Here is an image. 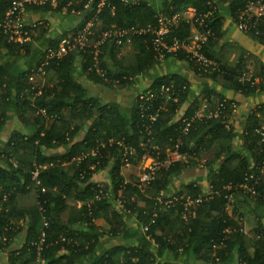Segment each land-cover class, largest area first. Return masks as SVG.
I'll list each match as a JSON object with an SVG mask.
<instances>
[{
    "label": "trees",
    "instance_id": "1",
    "mask_svg": "<svg viewBox=\"0 0 264 264\" xmlns=\"http://www.w3.org/2000/svg\"><path fill=\"white\" fill-rule=\"evenodd\" d=\"M158 1L159 5L151 0L28 5L24 28L33 21L40 25L20 45L9 41L0 26V52L23 59L21 71L11 61L0 64V132L12 111L25 124L0 145V252L6 251V264H176L171 260L181 251L203 263L235 256L239 264H264V227L257 223L245 233L241 221L227 210L229 197L237 191L248 192L264 206V152L255 132L264 125V104L244 114L236 140L230 117L237 104L209 87L193 98L183 71L185 65L222 90L246 97L264 91V63L258 58L249 80H240L248 70L239 50L233 65L224 60V20L229 18L237 27L239 12L251 0ZM11 3L0 0V23ZM187 8L195 10L199 21L177 22L162 41L172 46L188 39L192 29H209L200 52L215 67L204 70L181 48L157 58L159 17ZM92 19L87 45L44 59L47 47L56 48L61 38L82 30ZM64 21L72 27L58 33L57 24ZM255 23L256 31L247 35L264 45V15ZM129 28L141 31L124 38L105 37L94 47L105 32ZM125 43L131 52L122 54ZM45 61L42 75L38 68ZM34 74L50 77L35 85L30 81ZM82 81L117 93L133 87L135 91L130 105L123 106L90 95ZM201 100L208 116L197 115ZM209 151L211 157L202 164L205 174L188 178ZM144 159L156 163L151 178L141 182L139 176H131L125 181L121 168L138 166ZM104 169L107 180L94 181L93 174ZM35 170L38 186L31 174ZM176 181L178 189L169 194ZM97 219L108 229H101ZM128 224V241L110 249L100 246L102 237L117 238ZM17 238L19 243L14 242ZM158 257L162 259L157 262Z\"/></svg>",
    "mask_w": 264,
    "mask_h": 264
},
{
    "label": "crops",
    "instance_id": "2",
    "mask_svg": "<svg viewBox=\"0 0 264 264\" xmlns=\"http://www.w3.org/2000/svg\"><path fill=\"white\" fill-rule=\"evenodd\" d=\"M32 20H36V18L33 17ZM223 29L225 31V36L222 40V44L227 46V49L225 51V58H224L226 64L233 65L236 59L238 58L237 53H240V52H241L240 55H242L243 59L245 60L244 63L246 64L245 66L248 71H252V67H253L252 63L254 62L255 58H258L261 62L264 63V45L257 44L247 34L239 32L234 22H232L229 18L224 20ZM125 44H128V43H125ZM129 49H131L130 46H129ZM6 60L14 63L15 70L21 71L23 69V67H20V65L23 63V59L19 58L18 56L12 55V54L6 55L4 51H1L0 52V64ZM183 71L186 76V79L191 82V88H192L191 96L193 98H197L200 95L204 87H209L217 92L222 91V94L225 97V99L232 100L234 103L237 104L235 113H233V115L230 117V125L233 126V128L236 131V135H237L236 140H239L238 136H240V134L242 133V128H243L244 121L246 118L244 114L249 109L258 107L264 104V91H259L252 97H246L240 92H235L232 90H222L219 84L213 83L210 80H207L205 78H201L195 74H192L187 68V66L185 65L183 66ZM43 78L44 76L42 75L34 74L30 76V81L34 82L35 85H39L40 80L44 82ZM82 84L90 95L98 97L101 101H104L103 98H108L107 96H110L111 99L109 100V102H115L113 99L114 96H112L113 94L118 95V96L119 95L124 96V93L126 94L130 92L131 90L133 92L135 91V87H133V89H131L130 91H124V93L123 92L117 93V91H115L114 89H110V91L109 90L106 91L104 90L105 87L94 84V83H90L88 81H82ZM103 90L104 92H102ZM105 91L108 94L105 93ZM100 92H102L104 97H102L103 95L102 96L99 95L101 94ZM133 92L132 94L134 95ZM133 95H131V97ZM28 98L32 103L33 98L32 99L30 97ZM122 102L123 103H119V104L123 106H129L131 103V98L130 100H127V101L125 99ZM205 107H206L205 100H201L200 106H199L200 111L197 114L198 116H208L209 115L205 111L206 110ZM23 123H24V119L17 111L9 112L7 114L5 126L2 128L0 132V145H2V143L6 141V139L9 137L11 132L21 131L25 129V124ZM50 124H51V121H48L46 124L47 128L50 126ZM205 154L212 155V152L209 151V152H206ZM18 157L19 156H15L14 160H18L19 159ZM129 167H131V165L127 164L121 168V175L125 181H128L131 176H135L133 173L130 172ZM206 169L207 168L202 167V164H201V165H198L197 168H194L193 170H191V172H193V180L197 179L198 177L200 178L201 176H203L205 174ZM107 170L108 169H104L99 172H96L95 174H93L92 179L97 182H104L105 180H107V173H108ZM177 189H178V181L175 182V185L171 188V190L169 191V194L173 193ZM205 191L206 190H204V192ZM247 193L248 192H245V191L244 192L237 191L233 193L229 197V205L227 206L228 212L233 214L235 218L241 221L242 228L245 233H249V231H251V229H253L257 223H260L264 227V206L259 205V203H257L253 197L248 196ZM71 202L74 204L73 201L69 200V203ZM75 204L77 207L81 205L80 202H76ZM95 223L98 226H100L101 229H104V230L108 229L107 224L101 219H97ZM131 227L132 226L128 224L126 226L125 231L117 238H111L107 236L102 237L100 246L105 249H110L117 243L122 244L123 242L128 241L130 238V232L132 230ZM18 239L19 238L15 239L14 242L19 243ZM216 248L217 247H214V249ZM212 255H214V252ZM160 259H162V257H158L157 262ZM171 261L175 262L176 264H239L235 256H229L228 259L223 262L217 263L215 261V263H210V262L203 263L202 261L197 260V258H195L194 256L186 252H182V251L179 257L177 258V260H171ZM0 264H6V251L0 252ZM79 264H84V263L81 262Z\"/></svg>",
    "mask_w": 264,
    "mask_h": 264
},
{
    "label": "built area",
    "instance_id": "3",
    "mask_svg": "<svg viewBox=\"0 0 264 264\" xmlns=\"http://www.w3.org/2000/svg\"><path fill=\"white\" fill-rule=\"evenodd\" d=\"M59 0H12L10 6L3 13V18L0 23V26L3 29V32L8 35L9 41H16L19 45L27 42L29 40V32L35 30L40 25L39 22H30L28 28H24L26 25L24 24L26 20V7L28 5L34 7H40L49 5L51 7H56ZM264 15V0H251L248 5L242 9L237 16V29L247 34L251 31H256V23L255 20L258 18H262ZM95 19L88 21L85 27L82 30L71 32L68 37L61 38L58 42L56 48L47 47L45 49V60H49L53 57L60 58L62 55L66 54L69 50L75 49L76 47L82 49L85 45H87L89 41V35H91L90 28L93 26V22ZM185 22H194L199 21L196 18L195 10L193 8H187L180 14H175L171 17L160 16L158 19L159 28L155 32L158 38L155 41V52L157 58L161 60L164 55V51H172L176 49H183L187 53H189L190 58L194 60L198 66L207 70L209 67H215V63L205 58L203 53L200 52L202 45L206 42L208 35L210 34V30L206 29L203 32L192 29V35L184 40L181 43L175 42L172 46H167L162 41V35L168 31L170 26H174L179 21ZM141 30H135L134 28H129L125 30H114L105 32L102 36V39L98 40L94 47L96 48L105 37L115 36L117 38H124L130 34L138 33ZM97 50H95V55L97 54ZM47 65V61L40 64L38 68L41 74H44V66ZM251 77V71L245 72L240 76V80L246 79L249 80ZM255 132L260 136L263 152H264V125L255 129ZM173 159H178V156L172 155ZM149 161V165H146L143 168V171L139 174L141 182H147L151 177V171L156 166V163L151 159H144V161ZM147 169V171L145 170ZM32 179L35 182V185H39V181L37 180L38 171L35 170L32 173ZM243 189L247 191H251L254 194V191L248 189L246 185L242 186ZM41 191H44V188H41ZM146 230V228H144ZM42 241V240H41Z\"/></svg>",
    "mask_w": 264,
    "mask_h": 264
},
{
    "label": "rangeland",
    "instance_id": "4",
    "mask_svg": "<svg viewBox=\"0 0 264 264\" xmlns=\"http://www.w3.org/2000/svg\"><path fill=\"white\" fill-rule=\"evenodd\" d=\"M159 2L160 1H158V0H151V3H155V4H157V5H159ZM72 26H70V24L69 23H67V21H64V22H62V23H58L57 24V28H56V31L58 32V33H60V32H64V31H66V30H68V29H70ZM129 52H131V49H129V45L128 44H125V45H123L122 46V48H121V53L122 54H127V53H129ZM49 77H50V75H44V78H43V81H47L48 79H49ZM110 89H112V88H108V87H105V89L104 90H109L110 91ZM104 90L102 91V92H104ZM105 91V93H107ZM108 91V92H109ZM132 91V90H131ZM128 92V93H124V96H118V95H112V96H114V101L116 102V103H123L122 101L123 100H125L126 99V101L127 100H130V98H131V95H133L132 94V92ZM102 92H100L101 94H99L100 96H102L103 94H102ZM122 93V92H121ZM134 93V92H133ZM108 94V93H107ZM102 97H104V95L102 96ZM108 98H103L104 99V101H109L110 99H111V97L110 96H107ZM211 157V154L209 155V154H205V155H203L200 159H198V165H201V164H203L205 161H206V159H208V158H210ZM150 161V160H149ZM149 161H142L138 166H133V165H131V167H129L130 168V172L131 173H133L135 176H139V172L146 166V165H149ZM198 167V166H197ZM188 176V178H191V179H193V172H192V174L191 173H189V175H187ZM72 203V202H71Z\"/></svg>",
    "mask_w": 264,
    "mask_h": 264
}]
</instances>
